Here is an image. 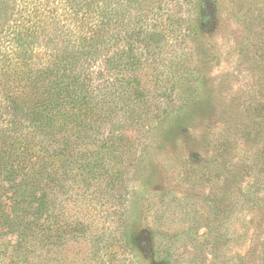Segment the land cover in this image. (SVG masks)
<instances>
[{
    "label": "rangeland",
    "instance_id": "rangeland-1",
    "mask_svg": "<svg viewBox=\"0 0 264 264\" xmlns=\"http://www.w3.org/2000/svg\"><path fill=\"white\" fill-rule=\"evenodd\" d=\"M154 1L142 7L159 26L145 101L111 99L98 111L80 162L96 163L94 140L113 145L100 151L110 175L80 176L74 165L54 188L63 210L48 232L63 242L49 263L103 264L116 253L128 264H264V0H209L202 20L196 0ZM110 232L136 233L139 249L116 242L106 253L94 242ZM16 241L0 238V264L12 263Z\"/></svg>",
    "mask_w": 264,
    "mask_h": 264
},
{
    "label": "trees",
    "instance_id": "trees-1",
    "mask_svg": "<svg viewBox=\"0 0 264 264\" xmlns=\"http://www.w3.org/2000/svg\"><path fill=\"white\" fill-rule=\"evenodd\" d=\"M196 1L195 14L202 20L209 0ZM146 3L156 2L0 0V238L17 240L11 264L52 261L53 244L63 238L53 241L47 222L58 219L63 208L58 210L51 196L54 188H64L74 165L80 176L94 169L110 175L100 151L107 148L111 155L113 145L94 140L99 150L90 154L98 157L88 167L80 162L89 151L81 144L111 99L128 105L145 101V67L156 56L157 34L151 30L159 28L147 23ZM137 8L140 14L133 17ZM171 11L176 12L173 6ZM173 12L171 30L179 28ZM116 242L127 252L139 249L131 232L103 233L94 244L104 243L107 253ZM107 258L103 264H128L116 253Z\"/></svg>",
    "mask_w": 264,
    "mask_h": 264
}]
</instances>
